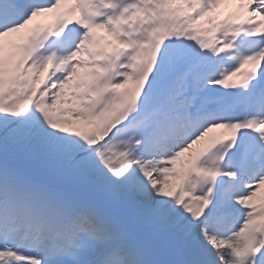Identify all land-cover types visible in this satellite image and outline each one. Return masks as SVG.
<instances>
[{
    "label": "snow or ice",
    "instance_id": "obj_1",
    "mask_svg": "<svg viewBox=\"0 0 264 264\" xmlns=\"http://www.w3.org/2000/svg\"><path fill=\"white\" fill-rule=\"evenodd\" d=\"M0 264H264V0H0Z\"/></svg>",
    "mask_w": 264,
    "mask_h": 264
}]
</instances>
